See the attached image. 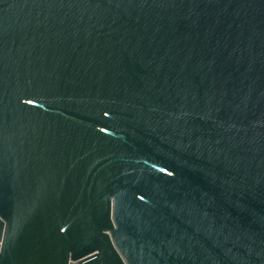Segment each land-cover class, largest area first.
I'll use <instances>...</instances> for the list:
<instances>
[{"label":"water","instance_id":"1","mask_svg":"<svg viewBox=\"0 0 264 264\" xmlns=\"http://www.w3.org/2000/svg\"><path fill=\"white\" fill-rule=\"evenodd\" d=\"M0 264H264V0H0Z\"/></svg>","mask_w":264,"mask_h":264}]
</instances>
